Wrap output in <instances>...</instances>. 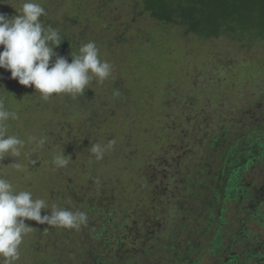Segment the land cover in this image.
Returning a JSON list of instances; mask_svg holds the SVG:
<instances>
[{"label":"rangeland","instance_id":"374dc122","mask_svg":"<svg viewBox=\"0 0 264 264\" xmlns=\"http://www.w3.org/2000/svg\"><path fill=\"white\" fill-rule=\"evenodd\" d=\"M25 2L0 0V13L9 19L19 16ZM31 2L45 9L43 26L69 41L67 49L59 51L57 46L54 52L71 63L79 49L92 42L98 58L110 64L111 74L102 83L93 78L75 98L53 94L45 101L34 85L23 86L0 68V99L18 116L7 122L6 135L24 141L19 157L0 160V178L16 191L46 201L49 209H42V216L50 215L53 205L87 215L79 230L25 220L32 230L23 237L14 264L81 263L69 248L75 238L105 244L121 232L115 224L130 225L135 211L149 216L157 188L168 205L175 206L179 197L166 193L175 188V181L186 182L178 188L185 193L184 205L198 202L187 191L201 187L198 182L210 190L212 166L220 159L217 152H229L233 146L244 152L251 137L264 131V42H241L229 34L203 39L140 15L134 0ZM112 140L115 145L108 149ZM95 144L105 149L102 159L90 150ZM57 156L67 159V165L57 166ZM260 160L264 165V158ZM15 163L24 170H17ZM261 170L249 186L250 191L262 186L264 197ZM203 196L213 197V192ZM238 196L247 198L245 189ZM228 205L232 221L240 214L247 219L255 214L249 209L237 212L233 200ZM258 205L264 213V198ZM244 227L250 240H264L262 219ZM34 228L51 237L41 241ZM142 261L148 264L149 259Z\"/></svg>","mask_w":264,"mask_h":264},{"label":"trees","instance_id":"16d2710c","mask_svg":"<svg viewBox=\"0 0 264 264\" xmlns=\"http://www.w3.org/2000/svg\"><path fill=\"white\" fill-rule=\"evenodd\" d=\"M134 3L141 10L140 15L148 14L161 23L182 27L186 33L203 39L229 34L241 42H264V0H134ZM69 46V41L61 38L59 51ZM257 133L244 152L235 146L229 152L225 148L217 152L220 159L212 166L210 190L198 182L201 187L187 191L198 202L184 205L185 193L178 188L186 182L173 179L175 188L166 193L179 197L175 206L168 205L157 188L156 206L149 216L135 211L130 225L123 221L115 224L121 232L113 233L105 244L75 238L69 248L79 254L82 261L78 264H146L142 261L145 257L149 259L148 264H264V240H250L244 227L256 218L264 221V213L258 205L264 198L260 192L262 186H256L253 191H250L252 185L249 186L253 174H261V168L264 169L260 160L264 158V131ZM256 158L258 163L254 161ZM175 178L185 176L176 174ZM243 189L247 198L238 196ZM206 191L213 192V197L203 196ZM227 200L236 202L239 213L243 214L244 209L255 212L253 219L240 214L234 221L230 220ZM198 203L202 206H195ZM260 226L262 223L258 225L261 230ZM34 231L41 241L51 237L39 234L38 228ZM101 235L108 236V232ZM237 239H240L238 246L235 245ZM88 256L90 258L85 259ZM45 263L50 260H42V264ZM59 263L65 264L64 261Z\"/></svg>","mask_w":264,"mask_h":264},{"label":"clouds","instance_id":"9594fccd","mask_svg":"<svg viewBox=\"0 0 264 264\" xmlns=\"http://www.w3.org/2000/svg\"><path fill=\"white\" fill-rule=\"evenodd\" d=\"M42 15H46L45 9L31 0L23 3L19 16L9 19L0 13V45L3 46L0 68L9 70L11 78L18 79L23 86L34 85L47 101L53 94H70L75 98L83 94L93 78L102 83L110 76V64L98 58L99 50L92 42L83 45L71 63L54 52L61 39L57 30L43 26ZM10 119H18L17 113L7 110L4 100L0 99V160L6 156L19 157L24 146V141L16 136L6 135ZM43 143L41 140L40 144ZM114 145L115 140L109 141L107 148ZM90 150L98 160L103 158L105 149L99 144L92 145ZM54 162L63 167L68 160L57 156ZM14 166L24 170L19 163ZM42 209H49L46 201L33 199L29 191H16L8 180L0 178V257L3 258L0 264H14L19 260V246L32 230L25 220L77 230L87 223V215L81 211L53 205L51 214L42 216Z\"/></svg>","mask_w":264,"mask_h":264}]
</instances>
